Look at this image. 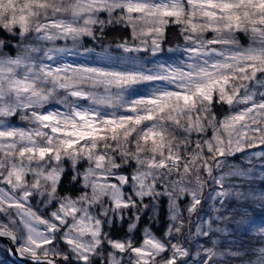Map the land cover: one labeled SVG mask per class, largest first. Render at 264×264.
<instances>
[{
	"label": "snow or ice",
	"instance_id": "snow-or-ice-1",
	"mask_svg": "<svg viewBox=\"0 0 264 264\" xmlns=\"http://www.w3.org/2000/svg\"><path fill=\"white\" fill-rule=\"evenodd\" d=\"M261 218L264 0H0L17 264H264Z\"/></svg>",
	"mask_w": 264,
	"mask_h": 264
},
{
	"label": "rangeland",
	"instance_id": "rangeland-1",
	"mask_svg": "<svg viewBox=\"0 0 264 264\" xmlns=\"http://www.w3.org/2000/svg\"><path fill=\"white\" fill-rule=\"evenodd\" d=\"M99 50V49H98ZM82 60L86 59L81 57ZM3 249L0 247V256H2L3 264H14L12 260L9 259L8 255L2 251Z\"/></svg>",
	"mask_w": 264,
	"mask_h": 264
},
{
	"label": "water",
	"instance_id": "water-1",
	"mask_svg": "<svg viewBox=\"0 0 264 264\" xmlns=\"http://www.w3.org/2000/svg\"><path fill=\"white\" fill-rule=\"evenodd\" d=\"M0 244L3 246H10V242L7 239H0ZM9 257V256H8ZM10 260L17 262V258L16 257H9Z\"/></svg>",
	"mask_w": 264,
	"mask_h": 264
},
{
	"label": "trees",
	"instance_id": "trees-1",
	"mask_svg": "<svg viewBox=\"0 0 264 264\" xmlns=\"http://www.w3.org/2000/svg\"><path fill=\"white\" fill-rule=\"evenodd\" d=\"M125 33L127 32V30H123ZM242 39H244V38H242ZM262 220H264V218H261ZM145 223H147V221H145ZM0 247L3 249L4 248V246L3 245H1L0 244ZM14 264H17L16 262H13Z\"/></svg>",
	"mask_w": 264,
	"mask_h": 264
}]
</instances>
